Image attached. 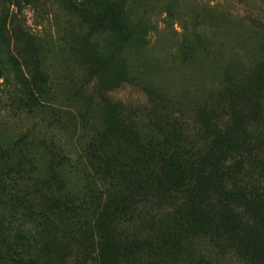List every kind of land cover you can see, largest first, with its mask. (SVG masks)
Segmentation results:
<instances>
[{
    "label": "trees",
    "instance_id": "1",
    "mask_svg": "<svg viewBox=\"0 0 264 264\" xmlns=\"http://www.w3.org/2000/svg\"><path fill=\"white\" fill-rule=\"evenodd\" d=\"M43 1L14 4L45 16ZM74 10L91 21L96 16L83 4ZM164 13L167 21L177 20L172 7ZM120 16H100L111 39L114 27L123 30ZM74 36L71 47L82 60L95 42L80 32ZM110 59L108 70L89 74L98 123L82 155L47 143L38 160L28 141L0 146L1 244L4 229L28 217L46 235L44 248L57 247V264H220L222 253L264 264V85L257 88L251 75L230 84L229 70L209 105L193 107L190 116L171 111L148 91L142 124L111 97L135 79L128 59ZM4 68L0 60V79ZM26 70L28 101L41 107L48 73L37 64ZM34 191L37 206L26 199ZM18 235L21 248H30L26 233Z\"/></svg>",
    "mask_w": 264,
    "mask_h": 264
},
{
    "label": "rangeland",
    "instance_id": "2",
    "mask_svg": "<svg viewBox=\"0 0 264 264\" xmlns=\"http://www.w3.org/2000/svg\"><path fill=\"white\" fill-rule=\"evenodd\" d=\"M43 2L45 16L24 6L20 11L15 0L6 4L0 1V60L6 75L0 79L2 148L10 149L21 140L34 145L38 160L47 143L82 155L98 123L94 110L97 100L89 101L94 87L89 74L108 70L110 57H126L135 78L111 97L132 110L142 124L147 121L150 105L148 91L170 105L171 111L190 116L193 107L209 105L229 70L230 84L251 75L257 88L264 85V0ZM75 4L95 9L96 16L91 21L78 14ZM125 6L127 10L122 12ZM169 7L176 11L177 20H166L164 12ZM120 13L121 19H116L123 30L114 27L111 32L115 38L111 39L105 35L109 29L100 25V16L108 15L109 20ZM125 29L131 39L123 36ZM78 32L92 36L95 42L90 55L82 60L76 58L71 47ZM35 64L41 65L50 78L42 87L48 93L39 98L41 107L28 101L27 85L22 83L23 74L29 71L26 67ZM73 178L70 183L77 185L80 181ZM33 193L26 199L37 206L38 197ZM12 222L16 226L5 228L3 245L0 242V264H57V247L52 244L50 249L44 248L48 239L39 222L28 217ZM20 231L26 233L30 248H21ZM47 236L56 242L54 231ZM218 260L220 264H243L232 254L222 253Z\"/></svg>",
    "mask_w": 264,
    "mask_h": 264
}]
</instances>
